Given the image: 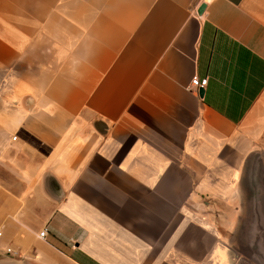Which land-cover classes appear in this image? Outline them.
Returning <instances> with one entry per match:
<instances>
[{
	"label": "crops",
	"instance_id": "crops-1",
	"mask_svg": "<svg viewBox=\"0 0 264 264\" xmlns=\"http://www.w3.org/2000/svg\"><path fill=\"white\" fill-rule=\"evenodd\" d=\"M263 151L264 0H0V264H236Z\"/></svg>",
	"mask_w": 264,
	"mask_h": 264
},
{
	"label": "water",
	"instance_id": "water-1",
	"mask_svg": "<svg viewBox=\"0 0 264 264\" xmlns=\"http://www.w3.org/2000/svg\"><path fill=\"white\" fill-rule=\"evenodd\" d=\"M199 96H203L200 90ZM242 200L245 198L238 231L234 235V258L236 264H264V151L253 154L246 162L243 175L240 181ZM245 213L252 219V223L242 222ZM251 231L253 234L242 239L241 233ZM238 237V238H237ZM241 242L249 255L242 253L237 247Z\"/></svg>",
	"mask_w": 264,
	"mask_h": 264
},
{
	"label": "built area",
	"instance_id": "built-area-1",
	"mask_svg": "<svg viewBox=\"0 0 264 264\" xmlns=\"http://www.w3.org/2000/svg\"><path fill=\"white\" fill-rule=\"evenodd\" d=\"M207 82H208L207 78L200 79L197 76L193 77V79L191 80V84H190V91L198 96L200 90H202L206 87ZM46 234H47V230H46V228H44L39 233V237L43 239L46 237ZM2 237H3V233L0 231V242H1ZM2 251L5 255H9V256H13V257H16L19 255L18 251H16L12 247H5L4 249H2Z\"/></svg>",
	"mask_w": 264,
	"mask_h": 264
},
{
	"label": "rangeland",
	"instance_id": "rangeland-1",
	"mask_svg": "<svg viewBox=\"0 0 264 264\" xmlns=\"http://www.w3.org/2000/svg\"><path fill=\"white\" fill-rule=\"evenodd\" d=\"M244 202H246L245 198L242 200V209L245 208V207H243ZM244 221L248 222V225L252 223V219H250V217L245 213V210H244V215L242 216V222H244ZM248 229H249V226L247 228V232L244 231L243 233H241V236H238V237H242V239H245L248 235L251 236L253 233L251 231H248ZM243 245L241 244V242H237V247L239 248L238 250H240L244 254L249 255L250 254L249 251L246 248H244L245 246H243Z\"/></svg>",
	"mask_w": 264,
	"mask_h": 264
}]
</instances>
